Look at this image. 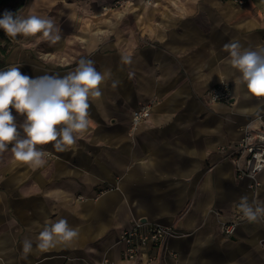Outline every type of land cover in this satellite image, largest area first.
I'll return each instance as SVG.
<instances>
[{
  "label": "crops",
  "instance_id": "crops-1",
  "mask_svg": "<svg viewBox=\"0 0 264 264\" xmlns=\"http://www.w3.org/2000/svg\"><path fill=\"white\" fill-rule=\"evenodd\" d=\"M80 1L62 4L85 11L80 20H59L68 27L62 36L71 53L64 59L72 65L45 72L32 65L29 72L63 76L85 58L120 84L106 79L74 148L37 145L46 154L41 167L4 156L0 264H261V222L244 218L233 235L222 232L242 196L264 202V170L252 190L236 176L233 158L243 129L260 125L264 97L248 94L224 45L264 47V0H134L121 6L126 18L119 6L103 10L95 1L84 9ZM220 82L230 84L232 97L210 102L207 90ZM143 105L150 115L133 125L131 112ZM60 218L78 237L40 251L39 232ZM137 221L179 233L158 259L129 261L118 237ZM26 237L33 250L25 256Z\"/></svg>",
  "mask_w": 264,
  "mask_h": 264
},
{
  "label": "clouds",
  "instance_id": "clouds-1",
  "mask_svg": "<svg viewBox=\"0 0 264 264\" xmlns=\"http://www.w3.org/2000/svg\"><path fill=\"white\" fill-rule=\"evenodd\" d=\"M0 29L13 39L17 35L39 33L51 44L61 40L60 29L52 18L34 14L23 17L5 11L0 17ZM224 48L248 94L264 97V47L253 50L233 41ZM123 60L131 63L130 56H124ZM106 79H112L111 72L98 71L94 61L85 58L79 60L74 71L63 76L46 74L30 78L21 73L19 66L0 70V153L12 145L11 152L16 160L41 167L46 162V154L37 145L53 143L60 152L74 148L78 138L89 130L91 102L102 96L101 86ZM119 84V80L112 79L111 87ZM13 109L24 117L22 124L16 123ZM256 160L254 171L264 170V158L257 155ZM239 208L248 222L264 218V202L249 203L245 195L240 198ZM78 235L76 228L60 218L39 232L37 247L46 252L62 242H72ZM32 250L33 240L26 237L23 241L25 256Z\"/></svg>",
  "mask_w": 264,
  "mask_h": 264
},
{
  "label": "built area",
  "instance_id": "built-area-1",
  "mask_svg": "<svg viewBox=\"0 0 264 264\" xmlns=\"http://www.w3.org/2000/svg\"><path fill=\"white\" fill-rule=\"evenodd\" d=\"M149 1V0H148ZM242 4L244 0H234ZM208 100L210 102L224 101L227 102L232 97L230 84L220 82L213 85L207 90ZM150 115L149 105H143L135 108L131 112L133 125L140 123ZM260 125L257 127H245L240 141L234 146L233 158L236 161V176L239 179L246 178L249 180L248 186L255 190L260 186L258 176L261 171H254L257 163V155L264 158V112L259 115ZM244 219V216L236 206L232 218L224 221L222 224V232L225 235H233L237 222ZM264 226V218L259 220ZM178 231L173 226H164L152 222H134L132 227L123 230L118 237V243L121 246V257L133 262H149L156 260L161 255L167 240L174 235H178ZM264 264V239L261 242ZM80 264H89L81 262ZM97 264H114L109 258H103Z\"/></svg>",
  "mask_w": 264,
  "mask_h": 264
},
{
  "label": "rangeland",
  "instance_id": "rangeland-1",
  "mask_svg": "<svg viewBox=\"0 0 264 264\" xmlns=\"http://www.w3.org/2000/svg\"><path fill=\"white\" fill-rule=\"evenodd\" d=\"M36 1V4L31 7V2L33 0H26L24 6L19 11L18 15L27 17L29 15H39L41 17H50L52 18L56 25L60 29V35L61 40L56 44H51L49 41H47L41 34H36L35 36H24V35H18V40L15 42L13 48L9 52V54L6 56L4 53H0V70H6L9 66H19L20 71L22 74L29 76L32 78V72H22V67L24 65H29L34 67L35 70L40 69L44 72L47 69L52 68H64L69 65H72L73 62H66L70 59H64L66 54L71 53V49L69 46H66L67 44L64 43V38L62 36V30H68V27L66 29L64 23H61L59 20L63 18H70L75 17L77 20H80L85 11H78V15L76 16V13H73L72 10L69 8L63 7L62 4H66V2H71L73 0H34ZM89 1V0H87ZM98 5H102V9H110L111 7L115 8L116 6H119L120 12L124 13V17L126 18L128 15L127 11H123L121 6L129 1L134 0H95ZM147 1V0H146ZM145 1V2H146ZM44 2L43 4H41ZM32 8V9H30ZM88 15L95 14L96 11H87ZM121 14V13H120ZM62 24V25H61ZM78 28H75V31H77ZM68 36V35H67ZM73 45V44H72ZM76 47V46H75ZM78 48H74V50H77ZM50 54L53 57L52 58H43V55ZM13 116L16 118V123L18 125L22 124L24 121V117L22 115H18L15 110H12ZM12 145L8 146V150L0 153V162L4 161V156L9 155L13 156L11 152Z\"/></svg>",
  "mask_w": 264,
  "mask_h": 264
},
{
  "label": "trees",
  "instance_id": "trees-1",
  "mask_svg": "<svg viewBox=\"0 0 264 264\" xmlns=\"http://www.w3.org/2000/svg\"><path fill=\"white\" fill-rule=\"evenodd\" d=\"M25 2L26 0H0V17H2L5 11L18 15ZM18 39V35L13 39L6 36L4 31L0 29V53H5L7 56Z\"/></svg>",
  "mask_w": 264,
  "mask_h": 264
},
{
  "label": "bare ground",
  "instance_id": "bare-ground-1",
  "mask_svg": "<svg viewBox=\"0 0 264 264\" xmlns=\"http://www.w3.org/2000/svg\"><path fill=\"white\" fill-rule=\"evenodd\" d=\"M140 1H142V0H140ZM146 1V0H145ZM91 2H95V0H89V1H87V0H81L79 3V6H81V8L83 7L84 9H85V4H87V3H91ZM146 2H150V1H146ZM44 2H42L41 4H43ZM36 4V1H34L33 0V2H31V7H33L34 5ZM84 5V6H83ZM30 9H32V8H30ZM51 58L52 57V55H50V54H45V55H43V58ZM30 68H31V66H27V65H24L23 67H22V72L24 71V72H27V71H29L30 70Z\"/></svg>",
  "mask_w": 264,
  "mask_h": 264
}]
</instances>
